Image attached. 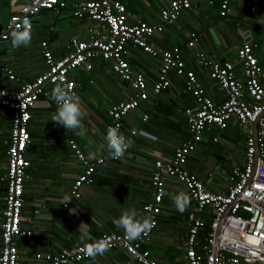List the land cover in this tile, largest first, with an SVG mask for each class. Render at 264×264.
I'll return each mask as SVG.
<instances>
[{
    "label": "built area",
    "instance_id": "obj_1",
    "mask_svg": "<svg viewBox=\"0 0 264 264\" xmlns=\"http://www.w3.org/2000/svg\"><path fill=\"white\" fill-rule=\"evenodd\" d=\"M232 1L220 0V17H226L230 12ZM249 3L251 11L259 7L264 10V0H249ZM191 6L192 0H166L165 6L159 10V22L138 20L130 23L124 0L78 2L72 7V16L79 21L95 23L87 30L91 37L88 40L71 38L66 46V54L60 57L54 55L46 41H41L40 55L46 70L13 89L0 84V108L7 109L11 118L6 148L5 196L2 198L1 210L0 264H18L20 256L17 240L33 234L21 225L25 175L30 166L26 150L31 141L29 125L33 110L42 98L51 99L52 90L57 84H70L71 90L77 94L79 86L72 78L73 72L78 69L92 70L94 62L102 60L109 63L113 74L130 86L131 94L112 104L106 112V132L109 127L116 126L122 132L123 118L137 110L140 103L149 97L144 74L134 70L127 60L131 50L140 51L159 61V70L151 86L154 94L171 86V73L184 79V92L191 94L195 100L194 108L184 110L190 137L170 158L156 160L153 164L150 199L139 212L154 222L151 230L134 241H128L123 231L103 233L90 243L106 240L109 244L107 252L122 251L129 258L126 264H171L153 258L145 245L158 227L166 182L173 181L183 186L193 206L186 217L189 227L182 246L184 256L179 259V264H264V66L258 62L249 43H243L236 53L239 74L229 60L217 61L202 53H189L188 49L194 48V33L190 34L185 44L167 49L156 48L152 40L173 26ZM66 8V0H29L17 13L11 14L1 27L0 47L2 44L12 46L11 32L18 28L23 30L26 19L32 32L33 22L39 14ZM184 58L194 59L205 69L207 77L216 83L224 95L221 103L206 94L195 72L186 69ZM1 80L11 84L17 81V77L9 67L0 64ZM148 118V115H143L142 121L146 122ZM231 120L248 127L244 164L233 168L227 192L215 193L206 189L204 182L187 169V164L204 140L206 129L215 127L225 130ZM255 121L256 137L252 136V124ZM139 134L137 130L130 131L131 136ZM68 147L81 165V172L72 182L69 194L73 199H80L84 186L94 183V174L105 163V158L88 160L74 139L68 140ZM110 159L119 161L122 158L110 156ZM67 207L68 204H63V208ZM219 226L221 233L215 253V234ZM84 246L75 245L72 249L57 253L37 252L34 257L48 264H95L100 255L93 261L81 251Z\"/></svg>",
    "mask_w": 264,
    "mask_h": 264
},
{
    "label": "crops",
    "instance_id": "obj_2",
    "mask_svg": "<svg viewBox=\"0 0 264 264\" xmlns=\"http://www.w3.org/2000/svg\"><path fill=\"white\" fill-rule=\"evenodd\" d=\"M83 1L87 0H66V9L44 11L33 22L32 36L37 37L41 32L43 37L39 41H46L56 57L62 56L57 52L63 48L65 50L71 38L88 40L91 37L87 30L95 23L79 21L72 16L74 4ZM157 1L156 5L149 0H124L130 23L138 20L159 22V10L165 6L166 0ZM27 2L29 0H0V25L3 27L10 15L17 13ZM219 4L220 0H192L191 8L184 11L176 23L180 25V21H183L186 26L182 40L172 41V35L168 34V29L172 27H168L164 34L162 33V37L161 34L151 43L156 48L167 49L185 44L190 39V34L194 33V48L188 49L187 52L202 53L217 61L229 60L235 65L238 74L240 69L236 59L237 50L243 43H249L258 62L264 66V10L259 7L251 11L249 0H233L230 12L221 18L218 13ZM44 16L50 19L51 23L42 22ZM70 18L75 19L77 29H80V32L82 29L83 33L72 34L61 40L54 26L60 19ZM38 25L40 27H37ZM38 44L35 50L25 46L13 49L7 44L1 45V51L7 46L8 48L1 52L0 64L9 67L16 75L17 81L10 84L1 80L0 84L13 89L33 80L46 70ZM129 53L127 60L130 65L134 70L142 72L146 78L149 97L140 103L137 110L123 118L122 133L130 139L131 146L121 160L110 159L108 153L104 139L106 112L112 104L128 97L131 90L128 82L112 73L108 62L97 60L92 70L78 69L72 74V78L79 86L77 95L89 85L93 87L95 84L99 90L112 93L111 95L103 93L104 97L107 95V103L101 111L91 105H86L87 110L82 107L87 111L83 118L87 129L85 138L76 137L73 132L51 120L57 111L52 100H41L33 110L29 125L31 142L27 151L30 166L25 175L21 221L22 227L30 229L33 234L31 237L17 240L20 256L18 264H48L36 260L35 253L47 251L57 253L64 249H72L75 245L90 243L103 233H122L123 228L118 227L115 221L121 216L123 207L135 208L140 212L142 205L150 199V175L154 162L170 158L174 151L189 139L184 110L194 108L195 100L191 94L184 92V79L171 73V86L156 95L151 91V86L159 70V61L137 50H131ZM184 60L186 69L195 72L206 94L215 102L221 103L224 95L216 83L207 77L205 69L194 59ZM39 111L46 114L42 120L46 127L42 136L40 123L36 124V114ZM143 115L149 116L146 122L142 121ZM10 120L9 111L0 108V224L3 220L1 210L2 198L5 196L6 148ZM238 128L244 130L247 128L248 131V127H242L236 120H231L225 130L207 128L204 140L188 160L187 169L199 177L206 189L211 192L226 193L233 168L242 167L244 164L247 131L239 134ZM131 130H137L140 134L131 136ZM41 137L47 141L46 153L51 154L35 155V151L33 152L34 142ZM214 138H217L216 142ZM69 139H74L87 156L89 152H94L96 158H105V163L97 168L94 183L84 186L82 197L71 198L68 207L63 208L62 200L65 196L70 197L71 184L81 172V165L69 150ZM238 148L241 151L239 155L236 153ZM181 191L185 192L181 184L166 182L158 227L145 245L151 256L160 262L171 254L175 256L174 260L178 259L177 262L183 257L178 254V250H182L189 227L186 217L192 211V202L190 201L183 213L177 209L175 212L167 209V206H170L167 198ZM82 224L87 225L84 231L88 232L92 239H81L83 233L79 228ZM128 260V256L122 251L111 250L98 257L95 264H126Z\"/></svg>",
    "mask_w": 264,
    "mask_h": 264
},
{
    "label": "clouds",
    "instance_id": "obj_3",
    "mask_svg": "<svg viewBox=\"0 0 264 264\" xmlns=\"http://www.w3.org/2000/svg\"><path fill=\"white\" fill-rule=\"evenodd\" d=\"M32 33L29 27V21H24V28L11 32V44L14 49L21 46H28L31 43ZM39 46V45H38ZM72 85L63 86L57 84L51 93L52 101L57 105V111L53 114L51 120L57 125L63 126L66 130L71 131L76 137L85 138L87 129L84 126V110L82 108V100L79 95L71 90ZM50 99V100H51ZM44 100V99H41ZM40 100V101H41ZM54 103V102H53ZM55 105V104H54ZM106 146L109 155L114 159L122 158L127 149L131 146V141L121 131L119 126L109 127L105 135ZM91 143V141H89ZM96 158L94 152H89L88 160ZM83 159V157H82ZM87 163V160H85ZM177 211L183 213L190 204V196L187 192L181 191L179 194L171 196ZM71 202V197L65 196L62 203L67 205ZM123 207V206H122ZM118 227L123 228L125 237L128 241L139 239L142 234L149 232L154 226V222L146 216H142L135 208L123 207L121 216L115 221ZM86 224H82L79 228L83 234L81 239H92L88 232L84 231ZM109 250V244L106 240H98L93 243H86L81 251L93 261L98 255L103 256Z\"/></svg>",
    "mask_w": 264,
    "mask_h": 264
},
{
    "label": "rangeland",
    "instance_id": "obj_4",
    "mask_svg": "<svg viewBox=\"0 0 264 264\" xmlns=\"http://www.w3.org/2000/svg\"><path fill=\"white\" fill-rule=\"evenodd\" d=\"M139 1H141V0H139ZM149 1H151L152 3H154L156 5L158 2L157 0H149ZM61 18H63V16ZM2 19L4 20V17H2ZM41 21L42 22L44 21V23H51V20L46 18V16L42 17ZM176 23H174L173 26H171L172 28L170 27L171 29H168V34L172 35L171 40L174 42L181 41L182 37L186 31V26L184 25L183 21H180V25L176 24ZM37 27H40V25H38ZM54 29H55V32L59 35L61 40L64 39L65 37L69 36V35H72V34L77 35L80 33V35H81L83 33L82 29H81V32H80V29L79 30L77 29L76 21H75V19H72V18H70L68 20H61L60 19L59 21H57L56 25L54 26ZM173 30H175V31H173ZM163 34L160 37H162ZM165 34H166V32H165ZM42 37H43L42 35H38L37 37L32 36L30 45H28L26 47L35 50L37 48V44H38L39 40ZM97 82H99V81H97ZM103 93H105L107 95L112 94L109 91L105 92V91L99 90L97 88V84H95L93 87L91 85H89L79 95L81 100H82V107H85V109H86V105H91L93 107H96L99 111H101V109H103L107 103V100H106L107 95H105V97H104ZM84 113L86 115L87 111L84 110ZM36 115H37V119H36L37 123L36 124L40 123L39 127H40V131H41V136H42L44 133V130L46 128L45 122H44V124H42V120L45 119L46 114L45 113L43 114L41 111H39ZM237 130H238L237 132L239 134H244V132L247 131V128L245 130L238 128ZM45 143H47V141L44 139L42 140V137H41V139H38L34 142L32 149H33V152L35 151V155H37V154H51V153H46ZM236 153L237 154L241 153L239 148L236 150ZM212 168H213V166H212ZM34 174H36V171L34 172ZM35 181H33L34 184L36 183ZM167 202L170 205V206H167V209H171L172 211L175 212L176 208H175V205H174L171 197L167 198Z\"/></svg>",
    "mask_w": 264,
    "mask_h": 264
},
{
    "label": "trees",
    "instance_id": "obj_5",
    "mask_svg": "<svg viewBox=\"0 0 264 264\" xmlns=\"http://www.w3.org/2000/svg\"><path fill=\"white\" fill-rule=\"evenodd\" d=\"M130 10H131V7H130ZM221 18H223V17H221ZM1 27H2V25H0V29H1ZM40 34L42 35V33L40 32ZM43 36V35H42ZM52 40H53V38H52ZM43 41V40H42ZM41 41H39V43H40ZM8 45V44H7ZM39 45V44H38ZM9 46V45H8ZM8 46L6 47V48H3L2 49V51H1V49H0V54H1V52H5V49H7L8 48ZM67 46V45H66ZM13 48V47H12ZM14 49V48H13ZM66 52V48H65V50H64V48L62 49V50H60V51H58L57 53L59 54V55H61L62 54V56L65 54V52ZM24 80H26L27 81V79L25 78ZM127 83V82H126ZM43 99V98H42ZM51 101V100H50ZM53 103V102H52ZM186 122V121H185ZM31 142V141H30ZM28 148H29V146H28ZM28 148H27V150H26V156H27V151H28ZM28 158V157H27ZM29 160V159H28ZM207 230V229H206ZM205 230V231H206ZM204 231V232H205ZM146 247V246H145ZM147 248V247H146ZM37 253V252H36ZM178 254H180L181 256H184V251L183 250H178ZM169 257H167L166 256V258H164L165 260L164 261H162V263H171V264H179L178 262H177V260H174V258H175V256L173 255V254H171V255H168ZM35 258V257H34Z\"/></svg>",
    "mask_w": 264,
    "mask_h": 264
},
{
    "label": "water",
    "instance_id": "obj_6",
    "mask_svg": "<svg viewBox=\"0 0 264 264\" xmlns=\"http://www.w3.org/2000/svg\"><path fill=\"white\" fill-rule=\"evenodd\" d=\"M256 131H257V121H255L252 124V136L256 137ZM220 233H221V226L218 227L216 234H215V246H214L215 253H217V243H218Z\"/></svg>",
    "mask_w": 264,
    "mask_h": 264
}]
</instances>
